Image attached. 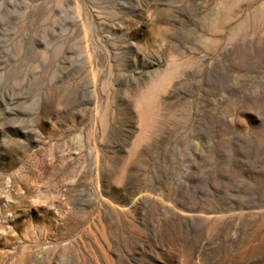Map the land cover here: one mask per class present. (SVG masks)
Returning a JSON list of instances; mask_svg holds the SVG:
<instances>
[{
    "label": "rangeland",
    "instance_id": "1",
    "mask_svg": "<svg viewBox=\"0 0 264 264\" xmlns=\"http://www.w3.org/2000/svg\"><path fill=\"white\" fill-rule=\"evenodd\" d=\"M0 264H264V0H0Z\"/></svg>",
    "mask_w": 264,
    "mask_h": 264
}]
</instances>
